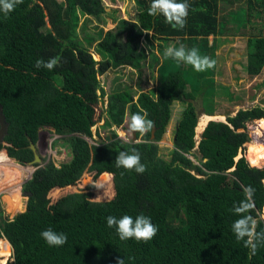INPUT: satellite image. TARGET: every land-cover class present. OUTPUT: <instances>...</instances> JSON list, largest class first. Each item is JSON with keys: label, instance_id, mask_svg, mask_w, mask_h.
Returning <instances> with one entry per match:
<instances>
[{"label": "trees", "instance_id": "trees-1", "mask_svg": "<svg viewBox=\"0 0 264 264\" xmlns=\"http://www.w3.org/2000/svg\"><path fill=\"white\" fill-rule=\"evenodd\" d=\"M150 2L132 0L135 11L125 20L119 11L110 12L103 0H64L54 29L48 26L43 0H23L7 17L0 12V100L13 114L11 118L3 114L11 126L5 140L8 145L0 150L5 147L8 156L26 165L34 160L31 142L36 143L38 132L48 127L60 136L80 134L94 141L91 145L79 136L63 140L72 160L60 168L49 162L37 169L23 186L30 195L24 213L10 219L0 203V239L8 240L13 249V255L6 258L9 247L2 242L0 264H118L119 260L122 264H264V247L252 254L231 230L238 218L233 206L246 201L252 206L246 214L256 220L258 232L264 231V218L260 219L264 214V166L250 165L245 158L236 161L241 144L249 140V133L239 129L264 118V103L241 109L228 122L210 121L198 151L192 153L199 121L193 101L200 99L207 115H214L219 107V86L214 82L218 81L217 65L228 62L216 53L225 45L223 39L233 35V30L242 33L246 46L239 51L234 46L230 49L242 54L235 61L244 60L243 71L250 76L264 68V0H187L190 7L183 28L168 24L163 16L149 15ZM222 5L226 10L222 11ZM105 16L116 24V30L98 31ZM80 18L84 30L96 22L98 38L87 33L79 39ZM247 27L254 33L249 34ZM210 35L221 39L216 49L207 46ZM174 39L179 40L173 47L196 48L214 66L196 72L190 65L186 68L166 58L168 62L160 68L161 82L150 93H139L137 87L125 83L106 93L98 74L118 68L142 74L151 54L143 43L167 48ZM93 44L101 62L88 48ZM56 56L60 63L51 71L34 66L37 59ZM233 70L237 76L242 74ZM99 90L102 100L107 97L102 113L108 120L103 128L110 131L106 139L99 134L94 138L93 132ZM232 95V100L239 98ZM176 102L187 103V109L169 151L155 142L162 141ZM127 112L131 116L146 113L153 122L143 134L145 143H125L110 129L123 126ZM132 148L146 166L143 174L115 166L116 155ZM8 156L5 164L11 165ZM26 170L32 172L30 164ZM87 171L95 172L99 193L111 187L113 180L115 193L105 198L108 201L102 195L92 200V193L73 191ZM58 192L63 196L53 206L51 195ZM140 214L150 217L158 228L148 242L121 241L107 227L109 215L135 218ZM48 228L66 234L67 242L49 247L40 236Z\"/></svg>", "mask_w": 264, "mask_h": 264}, {"label": "rangeland", "instance_id": "rangeland-1", "mask_svg": "<svg viewBox=\"0 0 264 264\" xmlns=\"http://www.w3.org/2000/svg\"><path fill=\"white\" fill-rule=\"evenodd\" d=\"M44 3V10L46 11L47 15V22L50 29H54V20L56 19L57 14L59 13L61 15L62 9L60 5L64 0H43ZM106 7L110 12L119 11L117 14H122L124 17L123 19H131V14L135 11V7H133L132 0H103ZM60 7V9H59ZM226 10V6L222 5V11ZM107 18V16H105ZM102 18V25L99 26V29L104 28L105 32L110 29H115L116 24L110 23L109 19ZM97 28L96 22H93L89 25V28L83 29V19L80 18V21L77 23L76 33L79 37V39H83L85 35L88 33L90 35H93L97 37L96 33L98 32L95 30ZM247 32L249 34H253L254 31H252L251 27H247ZM233 35L229 36L228 39H223L224 46L219 47L217 52H220V55L222 57L228 60L225 66L217 65V68L215 69V74L218 78V81L214 82V84H218V94H217V103L218 108L214 115H219L222 118H219L222 121L228 122L229 116H234L237 114L238 111L241 109H249L255 105H259L264 103V68L262 69L261 73L256 74L254 76H250L248 73L244 72V68L242 67L241 62H236L235 60L241 59V55L239 53H232L230 51L231 48H236L239 50H242L246 46V36H242V33H238L237 31H234L231 33ZM243 37V38H242ZM98 38V37H97ZM177 41V39H175ZM217 37L215 38L213 35H210L208 39V47L212 49H216V46L219 42ZM175 44V41H171V46ZM144 47L148 49V51L151 53L148 56V60L145 64H143V72L142 74H139L137 72H132L126 68H118V69H112L109 70L106 74L103 76H98V80H100L101 84L104 86L105 91L107 94H110L115 89H117L120 85L123 86L124 83L126 85H129L131 87H134V89L137 87L139 89V93L146 92L150 93L152 90L157 88L161 82L160 79V68L167 63V57L164 56V50L166 48V45H164L161 48H153L150 47L148 44L143 43ZM96 44L89 45L88 48L90 49V52L93 53L96 60H101V57L97 55ZM211 49V52H212ZM155 55L157 59L153 57ZM244 55H247V52L245 51ZM151 58V59H150ZM231 59L235 62L234 65L232 64ZM184 64V63H183ZM186 68L189 67V65L185 64ZM234 66V67H233ZM100 68V67H98ZM233 68L238 69L242 72L241 75H236ZM222 71V73H220ZM138 82H140L138 84ZM138 85V86H137ZM142 89H140V88ZM226 87V89H225ZM229 88V89H227ZM230 94H233L234 96H238L239 98H236L232 100V97L229 96ZM232 95V96H233ZM99 105L96 115L97 123L93 128L94 132V138L98 139V134L102 139H106V135L110 134V131L103 128V124L107 123V116L105 114H102L103 111L107 109V107L104 105L107 101V97L102 100L101 97V91L99 90ZM191 100V99H190ZM199 116L198 125L196 128V145L195 148L192 150V153H195L198 151V145L200 144V141L202 139V133L204 132L206 126L209 124H206L208 122L206 117H203L207 115L204 114V109L201 104V100L197 99L193 101ZM187 109V103L184 102H176L174 106L171 108V114H170V120L168 125L165 127V132L163 135L162 141L155 142L163 149H167L170 151L174 147V141L177 138V131L180 126V122L183 119V115L185 113V110ZM0 111L4 114H8L10 118L12 117V113H9L5 110V105L0 100ZM131 114L128 112L126 114L125 123L123 126H113L110 129L117 131L119 134V137L125 142L129 144H136V143H145V138L143 134H138L137 132H133L129 129V122L131 119ZM262 119V118H259ZM259 119H255L252 121L247 122V128H241L239 131H247L249 133V140L243 144H241V147L239 149L238 155L236 156V161L240 160L241 158H245L248 160V162L252 163L253 166L257 167H263L264 166V135H259L256 132V127L259 125ZM213 121V120H211ZM10 123V122H9ZM1 123H0V130H1ZM11 126V123H10ZM9 126V127H10ZM112 126V125H111ZM9 127L7 128V134L4 136V140L2 143H0L1 146H7L8 144L5 142L6 138L9 135ZM155 134V129H154ZM138 135V136H137ZM73 136H79L83 138H86L87 142L91 145H94L93 139H89L87 136H83L80 134H72V135H64L59 136L55 133L54 129L52 127L48 128H42L38 134H37V141L36 143L31 142V144L34 145L35 152L37 153L39 157V162L37 163V167L44 166L48 162H53L56 166H61L63 164L69 163L72 160V155L67 147H64L63 140H67L70 137ZM154 139V138H153ZM185 139V137H184ZM152 141V140H151ZM30 144V145H31ZM253 145V146H252ZM253 147V148H252ZM2 149H5L2 148ZM256 149V150H255ZM258 150V151H257ZM4 150L0 152L1 154H7ZM256 153L259 157H262L263 164L261 166H258L254 158L252 157V153ZM250 155V156H249ZM7 156V155H6ZM189 158H192L194 160V163H199V160L195 159L192 154H187ZM10 157V156H9ZM200 157V156H199ZM13 160V163H12ZM15 159L9 158L7 164H1L0 163V203L2 205V209L5 211V214L8 218L13 219L17 215L23 213L22 211L25 209L23 206V195L25 192L23 191V186L25 183L31 181L33 179V172L35 171V167H31L32 172H29L26 170V166H20L15 163ZM36 167V168H37ZM106 176V175H105ZM84 178V179H83ZM102 178V176H101ZM99 178V185H100V179ZM95 172L87 171L82 178L73 186V191L75 192H84L85 194L92 193V200H98L97 197L99 195H102L104 200L106 197L109 198L115 193V190L113 188V180L111 183V187L108 186L107 189L102 190L100 193L98 191V187L96 186V180ZM110 184V183H109ZM113 189V190H112ZM111 193V195H109ZM62 194H59V192L55 195H51L52 199V205H56L58 200L62 198ZM108 201V200H104ZM18 206V209H14V206ZM22 207H21V206ZM264 218V214L260 215V219ZM2 242H6L4 240L0 241V248L3 244ZM9 249L6 253L5 257L9 258L11 254H13V251L11 249V246H8ZM1 254V250H0Z\"/></svg>", "mask_w": 264, "mask_h": 264}, {"label": "clouds", "instance_id": "clouds-1", "mask_svg": "<svg viewBox=\"0 0 264 264\" xmlns=\"http://www.w3.org/2000/svg\"><path fill=\"white\" fill-rule=\"evenodd\" d=\"M22 2L23 0H0V12H3L5 17H7V15L14 10L15 6ZM189 7L190 5L187 3V0H151L150 6L147 11L151 16H163L165 21L168 24L173 25L174 27L178 26L179 28H183L186 24ZM178 40L179 39H177L176 41L174 39L173 41L177 43ZM173 46L165 48V57L190 65L196 72L206 71L214 66V61L211 60L208 56H201L198 49L196 48L188 49L183 45H181L179 48ZM59 63L60 57L56 56L50 58L47 61L37 59L34 66L36 68H44L51 71L56 66H58ZM135 99L137 100V98ZM1 114L4 113L1 112ZM146 116V113L144 115L134 114L130 119L128 125L129 129L133 132H139L141 134L146 133L149 129H151L153 124V122L147 119ZM9 126L10 123L7 128ZM2 150L7 153L6 149ZM2 150H0V152H2ZM114 160L115 166L117 168H123L127 171L134 170L137 174H143L146 171V166L141 163L140 154L135 148H132L131 152L120 151L116 155ZM14 161L20 166L27 167L30 164V166L35 167V171L32 174L33 177L37 169L42 168L49 163L48 162L44 166L37 167V163H33L34 160L26 165H21L16 160ZM58 168H60V166ZM248 191L250 192L251 189H249ZM251 207V204L246 201H242L238 205L233 206V213L238 218L233 221L231 230L234 233L235 238L238 241H243L244 246L249 248L252 254H255L259 247H264V231L258 232L256 230V220L253 219L251 215L246 214ZM106 224L108 228H111L115 231L121 241H127L131 239L135 240L136 242H148L149 240L153 239L158 232V228L155 224L152 223L151 218L143 214L137 215L135 218L130 215H123L119 218L109 215L108 217H106ZM40 236L49 247H60L67 242L66 234L57 233L51 228L41 231ZM2 240L6 239H0V241ZM6 242L9 246V241L7 240ZM118 264H122V260H119Z\"/></svg>", "mask_w": 264, "mask_h": 264}, {"label": "bare ground", "instance_id": "bare-ground-1", "mask_svg": "<svg viewBox=\"0 0 264 264\" xmlns=\"http://www.w3.org/2000/svg\"><path fill=\"white\" fill-rule=\"evenodd\" d=\"M204 117V116H203ZM205 117L207 118V120H209L210 118H212L213 116H209V115H205ZM220 117V116H219ZM220 118H222V117H220ZM223 119V118H222ZM0 120H1V123L2 124H4V125H6V126H8V124H7V122H6V119H5V117H4V115L2 114L1 115V118H0ZM259 125L255 128L256 129V133L257 134H259V135H264V118H262V119H259ZM253 146V145H252ZM253 148V147H252ZM256 150V149H255ZM258 151V150H257ZM250 156V155H249ZM252 157L254 158V161H255V163L258 165V166H261L262 164H263V162H262V157H259L256 153H252ZM5 159H6V155L5 154H1L0 155V163L1 164H5ZM264 161V160H263Z\"/></svg>", "mask_w": 264, "mask_h": 264}, {"label": "water", "instance_id": "water-1", "mask_svg": "<svg viewBox=\"0 0 264 264\" xmlns=\"http://www.w3.org/2000/svg\"><path fill=\"white\" fill-rule=\"evenodd\" d=\"M1 111H0V118H1ZM210 116V115H209ZM213 117L212 118H210L209 120H208V122L206 123V124H208L211 120H220L219 118V115H212ZM0 122H1V120H0ZM1 130H0V143H2L3 142V140H4V136L7 134V126L6 125H4V124H2L1 123ZM152 138H154V131H153V133H152ZM32 151H33V153H34V161H33V163L34 164H36V163H38L39 162V157H38V155H37V153L35 152V149H34V145L33 144H31L30 145V147H29ZM29 194H24L23 195V198H24V200H23V204H24V207H25V209L22 211V212H25L26 211V207H27V202H28V199H29Z\"/></svg>", "mask_w": 264, "mask_h": 264}, {"label": "crops", "instance_id": "crops-1", "mask_svg": "<svg viewBox=\"0 0 264 264\" xmlns=\"http://www.w3.org/2000/svg\"><path fill=\"white\" fill-rule=\"evenodd\" d=\"M6 155H8V154H6Z\"/></svg>", "mask_w": 264, "mask_h": 264}]
</instances>
